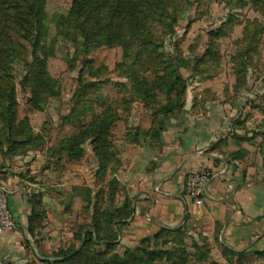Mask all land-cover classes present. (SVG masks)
Masks as SVG:
<instances>
[{"label": "rangeland", "instance_id": "1", "mask_svg": "<svg viewBox=\"0 0 264 264\" xmlns=\"http://www.w3.org/2000/svg\"><path fill=\"white\" fill-rule=\"evenodd\" d=\"M1 1L0 111L13 91L16 107L11 128L0 117V181L35 184L31 196L41 200L33 210L31 245L17 264H43L81 248V230L94 223L108 234L109 215L119 218L133 207L129 178L136 158L160 153L164 136L181 137L196 124H222L225 155L254 168L264 198V0H149L138 32L130 25L132 10L119 15L132 37L121 30L123 38H98L92 46L87 37L98 17L84 10L80 20L89 33L75 36L77 30L59 23L75 0H40L44 27L35 53L5 28ZM170 65L179 67L186 86L173 113ZM97 125L108 133L99 146ZM145 244L161 254L172 251L176 264H225L219 243H208L203 229L191 224ZM136 246L116 242L92 252L104 262Z\"/></svg>", "mask_w": 264, "mask_h": 264}, {"label": "crops", "instance_id": "2", "mask_svg": "<svg viewBox=\"0 0 264 264\" xmlns=\"http://www.w3.org/2000/svg\"><path fill=\"white\" fill-rule=\"evenodd\" d=\"M184 132L181 137L177 133L169 139L164 136L160 153L141 155L137 165L132 164L133 214L125 224H115L116 242L130 248L161 229L191 224L203 229L208 243H219L225 264H264V198L252 177L254 168L245 160L231 161L225 155L222 124H196ZM202 170L211 177L197 203L183 186ZM33 187L16 180L0 181L18 224L15 230L0 233V264H17L31 245Z\"/></svg>", "mask_w": 264, "mask_h": 264}, {"label": "trees", "instance_id": "3", "mask_svg": "<svg viewBox=\"0 0 264 264\" xmlns=\"http://www.w3.org/2000/svg\"><path fill=\"white\" fill-rule=\"evenodd\" d=\"M149 0H75L74 5L71 8V11L68 17H61L60 22L62 28H69L70 26L73 29L77 30L75 36L80 34H84L88 32V25L86 22L81 21L82 12L85 10H89L92 13L93 18L98 17L94 24L97 28L92 26L91 33H89L87 37V44L92 46L93 42L96 39L102 38L106 39L105 42H110L111 40H115L118 38H123L121 36V30L126 32V35L133 36L130 32L129 28L126 27L127 23L124 21V18H120V14L122 12L127 11L129 8V13L132 10L136 17L134 21H130V25L135 26L133 29L134 32H138L141 28V25L147 21V18H141V15L145 14L142 11V8L146 5ZM154 1V0H150ZM149 3V2H148ZM1 4L4 10V17L2 19L4 26L10 30H15L20 37L29 42L33 48L34 53L41 48V39H42V29L44 27L42 16H40L42 10V1L40 0H2ZM155 4V3H154ZM87 7V8H85ZM15 10V15L11 16L10 11ZM36 10L35 12H32ZM7 12V15H5ZM128 13V14H129ZM140 14V15H139ZM133 20V19H130ZM11 24V25H8ZM148 22L145 25V29L149 27L151 24L147 26ZM11 26V28L9 27ZM101 28V29H100ZM101 30L100 33L97 30ZM115 38V39H114ZM11 40V38H9ZM110 40V41H109ZM122 40V39H121ZM125 45H129V43H125ZM128 49V46H125ZM41 67L43 65H40ZM172 69V75L176 77L173 80V83L170 85V91H176L177 97L172 101L171 106L168 108V113H173L176 109H179L182 101L183 95L186 89L185 80L179 70L178 66L170 65L168 66ZM43 83H47L49 78L46 76L45 72H42L40 75ZM180 87H177V85ZM15 107H16V99L15 92L13 91L10 95H5V101L1 106L0 117L3 118L5 124L9 125L10 128L13 125V121L15 120ZM7 122V123H6ZM9 128V131L6 133V142L7 140H11L10 136L12 134V129ZM95 142L97 146H99V141L101 143L106 139V129L103 126L97 125V132L95 133ZM100 148V147H99ZM104 157H101V160ZM33 207L41 204V200L38 197L33 196L32 198ZM34 210V208H33ZM119 210V209H118ZM117 212V210H116ZM120 213V212H119ZM36 214V212H35ZM133 207L131 211L125 215L118 218L116 213L114 215H109L110 222L108 228V234H102L104 229V224L99 225L98 223H94L91 227H85L81 230L79 235L80 242L83 243V246L77 250L76 247L72 248L69 252L63 253L61 255H57L54 261L43 259L41 260L43 264H160L163 260L167 262H171V264H176L174 260H172L173 252L167 251L165 254H161L158 251H154L151 249H147L148 243L151 238H146L141 241V243L134 248V250L126 251L123 256H120L116 253H113L107 260L104 262L101 261V256L98 255L97 252H92L93 248L98 247L100 245H107L108 247H112L116 240L118 239V233L112 228L113 223L116 226L123 225L126 221L132 216ZM117 218V219H115ZM114 219V220H113ZM33 220V213L30 216V221ZM106 228V227H105ZM89 229V230H86ZM86 230V231H85ZM181 228L175 230H167L161 229L157 234H155L152 239H160L165 235L180 231ZM103 243V244H102ZM203 257H206L205 252H201ZM186 261L185 259L183 260ZM210 264H219L218 262H211Z\"/></svg>", "mask_w": 264, "mask_h": 264}, {"label": "built area", "instance_id": "4", "mask_svg": "<svg viewBox=\"0 0 264 264\" xmlns=\"http://www.w3.org/2000/svg\"><path fill=\"white\" fill-rule=\"evenodd\" d=\"M211 177L206 170L191 175L183 186V191L195 202H201L203 189ZM17 221L9 207L7 192L0 188V233H7L17 228Z\"/></svg>", "mask_w": 264, "mask_h": 264}, {"label": "water", "instance_id": "5", "mask_svg": "<svg viewBox=\"0 0 264 264\" xmlns=\"http://www.w3.org/2000/svg\"><path fill=\"white\" fill-rule=\"evenodd\" d=\"M80 249V248H79ZM79 249H77V250H79ZM47 260H55L56 258H46Z\"/></svg>", "mask_w": 264, "mask_h": 264}]
</instances>
